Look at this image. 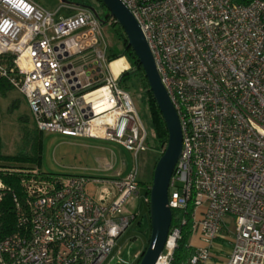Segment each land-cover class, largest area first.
I'll list each match as a JSON object with an SVG mask.
<instances>
[{
	"label": "built area",
	"instance_id": "2783aa9c",
	"mask_svg": "<svg viewBox=\"0 0 264 264\" xmlns=\"http://www.w3.org/2000/svg\"><path fill=\"white\" fill-rule=\"evenodd\" d=\"M120 1L180 122L168 205L193 204L188 264H264V0ZM56 15L34 0H0V78L23 96L37 131L115 142L133 166L97 177L0 165V264H132L139 252L131 261L110 254L136 218L126 204L138 194L147 133L107 69L99 18L84 7ZM86 51L93 67L66 63ZM6 198L14 228L3 234ZM228 236L227 257H214V242ZM180 239V227L170 228L158 260L170 264Z\"/></svg>",
	"mask_w": 264,
	"mask_h": 264
},
{
	"label": "rangeland",
	"instance_id": "374dc122",
	"mask_svg": "<svg viewBox=\"0 0 264 264\" xmlns=\"http://www.w3.org/2000/svg\"><path fill=\"white\" fill-rule=\"evenodd\" d=\"M34 1L50 12L56 11V16H66L76 12L79 8H83L78 4L67 1L61 2V0ZM89 1V4L95 7L96 12L103 16L102 8L99 7L97 1ZM100 34L106 44V55L110 49L119 54L122 50V42L117 38L116 27L111 26L110 23H101ZM91 59V52L86 51L71 57L66 63H72L78 67L89 63ZM119 64L123 66L126 64L128 68L125 70L132 68L131 62L125 56H121L120 59L111 61L107 65L108 71L115 75L114 67ZM120 74L115 76H120ZM120 86L131 96L147 133V142L151 143L153 141V127L145 91L142 89L138 75L130 73L125 76L121 80ZM33 124L25 99L18 91L13 89L5 91L4 94L0 93V139L3 144L2 152L5 156L15 155L20 149L29 153L30 144L26 138L24 139V135L33 137L35 133H38L40 140L39 160L31 165L36 166L44 173L105 177L114 175V172L120 168L124 169L126 173L133 166L131 152L120 144L102 139L68 137L57 132H39L35 130ZM145 146L146 150L141 152L138 157L140 179L144 174L150 172L153 165V153L148 149L147 143ZM101 149H106L111 153V168H97L99 167L97 157L101 153ZM137 191L139 194L129 198L126 208L130 211L136 208L142 216L139 214L132 220L126 230L117 238L110 258L112 256L115 258L118 254L124 260L131 261L134 253H140L147 246L150 233L148 230L149 215L144 203V189L141 185H138ZM114 262L115 259H113Z\"/></svg>",
	"mask_w": 264,
	"mask_h": 264
},
{
	"label": "water",
	"instance_id": "95a60500",
	"mask_svg": "<svg viewBox=\"0 0 264 264\" xmlns=\"http://www.w3.org/2000/svg\"><path fill=\"white\" fill-rule=\"evenodd\" d=\"M65 1L67 0H61V2ZM101 1L110 16L122 28L127 46L132 49L138 59L168 133L167 143L153 168L148 195L150 233L147 246L138 262V264H156L160 253L164 249L171 226L172 210L168 205V188L182 148L180 122L168 93L161 82L153 55L136 19L120 0ZM91 10L97 16L96 12L93 9ZM84 37L86 36L84 35ZM94 65H96V62H90L82 65V68L87 70V68H91ZM70 66L71 64H69ZM99 71L100 68L98 66L93 70V73L98 72L95 79L102 77V73Z\"/></svg>",
	"mask_w": 264,
	"mask_h": 264
},
{
	"label": "trees",
	"instance_id": "16d2710c",
	"mask_svg": "<svg viewBox=\"0 0 264 264\" xmlns=\"http://www.w3.org/2000/svg\"><path fill=\"white\" fill-rule=\"evenodd\" d=\"M96 1L99 7L102 8L103 16H101L100 14H98V12H96L95 7L89 4L90 2L89 0H80L79 2L77 0H67L68 3L78 4L79 6H82L84 8L93 9L96 12L97 17L99 18L102 24L110 23L111 26L116 27V35L117 38L122 42V50L120 51L119 54H117L114 52L113 49L112 50L110 49L107 54V60L108 62H111L120 58L121 56H125L131 62L132 68L125 70L120 74L119 83L125 76L129 75L130 73H135L136 75H138L142 85V89L145 91L146 101L150 114V120L153 127V141L151 143H148L146 139V143L148 145V149L153 153V165L149 173L144 174V176L141 177V179L139 177L138 182L139 185H141L142 188L144 189V197L146 199L145 205L148 211L147 199L149 195V188L151 186V181H152L153 168L167 143L168 133L162 115L149 89L144 72L138 63V59L134 55L132 49L127 46L126 37L123 33L122 28L110 16L109 12L107 11L102 1L101 0H96ZM231 1L239 4H247L250 0H231ZM13 89L14 88L6 80L0 78V93L4 94L5 91H11ZM33 125L35 127V124ZM35 130L37 131L36 127ZM38 137H39L38 133H35L33 137H30L29 135L25 134L24 139L26 138L27 142L29 141L30 152L26 153L25 150L20 149L15 155L12 156H5L3 154L2 152L3 144L0 139V165L21 167V166H32L31 164H35L36 162H38L39 153H40V140ZM28 138H30V140H28ZM15 178L16 177L6 176L4 179L7 183L13 185L15 189L18 191L19 188ZM171 210H172V220H171L170 228L179 226L181 229V239L178 241L177 246L173 251V255H172L173 257L172 260L170 261V264H188L190 257L194 253V248L189 245L193 204L192 202H189L185 209H171ZM2 211H3V227H4L3 234H5L11 232L14 228V220L11 211V206L7 198L4 200L2 204ZM182 217L185 218L186 220L184 225L180 224V220ZM145 248L146 247L143 248V250L140 252L139 257L132 264H138Z\"/></svg>",
	"mask_w": 264,
	"mask_h": 264
},
{
	"label": "crops",
	"instance_id": "0c3cea01",
	"mask_svg": "<svg viewBox=\"0 0 264 264\" xmlns=\"http://www.w3.org/2000/svg\"><path fill=\"white\" fill-rule=\"evenodd\" d=\"M126 68H128V66H126V64H124V66L119 64V65H117V66L114 67V70L113 71H114L115 75H118L122 71H125ZM111 158H112L111 153L108 150L101 149V153L97 157L98 165H99V167H97V168L98 169H108V168H111L112 167ZM129 170L125 173L124 172V169L120 168V169H117L114 172V174L118 172V173H120L121 176H125L129 172ZM138 194H139V192H138ZM144 203H146L145 197H144ZM127 211H130V210L127 209ZM132 212L135 213L136 217H138L139 214H140V216H142L141 212H139L138 210H136V208ZM229 238L230 237L228 236V238H226V239H217L214 242V244H213L214 257L215 256H223V257L225 256V257H227V255H228V253L230 251V248H231V244H230Z\"/></svg>",
	"mask_w": 264,
	"mask_h": 264
},
{
	"label": "bare ground",
	"instance_id": "6f19581e",
	"mask_svg": "<svg viewBox=\"0 0 264 264\" xmlns=\"http://www.w3.org/2000/svg\"><path fill=\"white\" fill-rule=\"evenodd\" d=\"M156 264H166V262L162 259H159Z\"/></svg>",
	"mask_w": 264,
	"mask_h": 264
}]
</instances>
